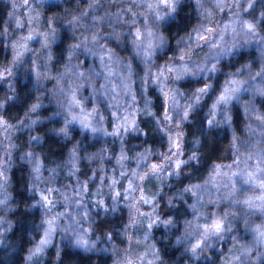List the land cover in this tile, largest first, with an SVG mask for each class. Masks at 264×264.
<instances>
[{
	"label": "clouds",
	"instance_id": "clouds-1",
	"mask_svg": "<svg viewBox=\"0 0 264 264\" xmlns=\"http://www.w3.org/2000/svg\"><path fill=\"white\" fill-rule=\"evenodd\" d=\"M0 264H264V0H0Z\"/></svg>",
	"mask_w": 264,
	"mask_h": 264
}]
</instances>
